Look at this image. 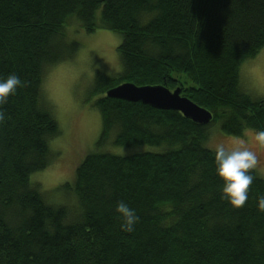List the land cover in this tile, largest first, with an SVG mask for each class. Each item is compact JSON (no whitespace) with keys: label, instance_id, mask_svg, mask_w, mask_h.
<instances>
[{"label":"trees","instance_id":"obj_1","mask_svg":"<svg viewBox=\"0 0 264 264\" xmlns=\"http://www.w3.org/2000/svg\"><path fill=\"white\" fill-rule=\"evenodd\" d=\"M75 23L122 35V70L94 77L97 145L160 150L90 153L53 199L31 182L61 133L42 82L79 50L66 41ZM263 48L264 0H0V78L22 81L0 105V264H264V179L252 170L248 200L233 207L221 198L214 150L203 144L215 123L236 137L264 130V98L245 91L240 75ZM124 82L181 87L213 118L200 124L107 96ZM119 202L139 217L132 231L121 228Z\"/></svg>","mask_w":264,"mask_h":264},{"label":"rangeland","instance_id":"obj_2","mask_svg":"<svg viewBox=\"0 0 264 264\" xmlns=\"http://www.w3.org/2000/svg\"><path fill=\"white\" fill-rule=\"evenodd\" d=\"M66 29L67 43H79V50L72 58L61 60L46 71L41 96L42 102L57 120L61 133L50 141L53 154L50 165L31 176V182L40 183L53 199L63 195V190L57 188L66 181H74L76 167L90 153L108 152L129 156L160 150L147 145L123 147L115 145L112 140L102 146L97 145L102 130V117L94 106L99 96L92 95L94 77L96 71L114 76L122 70L117 52L122 35L105 28H97L91 33L84 32L76 23ZM240 75L245 91L254 98H264V48L255 57L242 63ZM254 133L246 130L241 137L228 135L221 130L219 123H215L211 125L208 138L203 144L214 150L216 144L245 141L251 150L257 152L261 164L255 171L264 179V149L255 144Z\"/></svg>","mask_w":264,"mask_h":264},{"label":"clouds","instance_id":"obj_3","mask_svg":"<svg viewBox=\"0 0 264 264\" xmlns=\"http://www.w3.org/2000/svg\"><path fill=\"white\" fill-rule=\"evenodd\" d=\"M21 86L22 81L15 73L0 78V105L6 104L9 96L15 95ZM3 119L4 113L0 110V121ZM253 140L260 149H264V130L256 131ZM214 160L216 173L223 181L221 198L233 207L244 206L249 198V186L255 179L252 170L258 169L261 164L257 152L251 150L243 140L220 143L214 146ZM257 208L264 212V196L257 197ZM116 211L123 219L121 228L132 231L139 220L135 210L126 203L119 202Z\"/></svg>","mask_w":264,"mask_h":264},{"label":"water","instance_id":"obj_4","mask_svg":"<svg viewBox=\"0 0 264 264\" xmlns=\"http://www.w3.org/2000/svg\"><path fill=\"white\" fill-rule=\"evenodd\" d=\"M107 96L137 101L163 110H176L196 123L207 124L213 118V113L182 95L181 87L170 89L165 85H136L125 82L109 89Z\"/></svg>","mask_w":264,"mask_h":264},{"label":"bare ground","instance_id":"obj_5","mask_svg":"<svg viewBox=\"0 0 264 264\" xmlns=\"http://www.w3.org/2000/svg\"><path fill=\"white\" fill-rule=\"evenodd\" d=\"M125 83V82H124ZM122 84V83H121ZM135 84V83H134ZM107 94V93H106ZM112 98H114V97H112ZM133 102H137V101H133Z\"/></svg>","mask_w":264,"mask_h":264}]
</instances>
